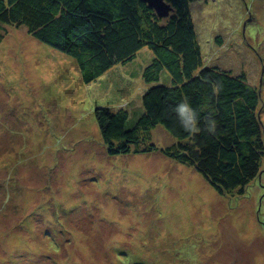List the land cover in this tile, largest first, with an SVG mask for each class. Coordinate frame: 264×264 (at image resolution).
Masks as SVG:
<instances>
[{"label": "rangeland", "instance_id": "374dc122", "mask_svg": "<svg viewBox=\"0 0 264 264\" xmlns=\"http://www.w3.org/2000/svg\"><path fill=\"white\" fill-rule=\"evenodd\" d=\"M190 10L206 63L259 90L264 131V0ZM1 35L0 264H264V159L243 195L221 196L160 151L108 155L95 111L128 103L132 127L149 48L86 84L72 57L26 27ZM147 141L174 138L157 126Z\"/></svg>", "mask_w": 264, "mask_h": 264}, {"label": "trees", "instance_id": "16d2710c", "mask_svg": "<svg viewBox=\"0 0 264 264\" xmlns=\"http://www.w3.org/2000/svg\"><path fill=\"white\" fill-rule=\"evenodd\" d=\"M166 1L173 12L160 18L143 0H0V41L5 26H24L37 41L72 57L86 84L149 48L152 62L140 72L147 88L132 127L128 103L95 111L108 155L130 154L133 146L134 153L160 151L195 168L219 195H243L264 159L260 92L247 75L206 63L190 10L196 0ZM215 41L222 45L220 38ZM217 82L219 93L213 91ZM185 98L199 116L201 131L195 135L183 130L174 113ZM210 113L215 133L205 127ZM157 126L174 138L168 147L146 146ZM116 258L122 263L121 251Z\"/></svg>", "mask_w": 264, "mask_h": 264}, {"label": "clouds", "instance_id": "9594fccd", "mask_svg": "<svg viewBox=\"0 0 264 264\" xmlns=\"http://www.w3.org/2000/svg\"><path fill=\"white\" fill-rule=\"evenodd\" d=\"M221 88V83L217 82L213 84V91L215 93H219ZM174 113L179 121L180 126L183 128L184 131L193 135L201 131V127L199 124V116L187 98L181 100L174 106ZM205 127L209 133L216 132V121L211 115V113L208 116Z\"/></svg>", "mask_w": 264, "mask_h": 264}, {"label": "water", "instance_id": "95a60500", "mask_svg": "<svg viewBox=\"0 0 264 264\" xmlns=\"http://www.w3.org/2000/svg\"><path fill=\"white\" fill-rule=\"evenodd\" d=\"M160 18H166L173 12L172 6L166 0H143Z\"/></svg>", "mask_w": 264, "mask_h": 264}, {"label": "crops", "instance_id": "0c3cea01", "mask_svg": "<svg viewBox=\"0 0 264 264\" xmlns=\"http://www.w3.org/2000/svg\"><path fill=\"white\" fill-rule=\"evenodd\" d=\"M144 50V49H143ZM141 52H143V51H141ZM141 52H139V54H141ZM138 54V55H139ZM137 59V56H136V58L134 59V60H132V62H134L135 60ZM132 62H129V63H132ZM127 64V63H126Z\"/></svg>", "mask_w": 264, "mask_h": 264}, {"label": "bare ground", "instance_id": "6f19581e", "mask_svg": "<svg viewBox=\"0 0 264 264\" xmlns=\"http://www.w3.org/2000/svg\"><path fill=\"white\" fill-rule=\"evenodd\" d=\"M32 46H34V45L32 44Z\"/></svg>", "mask_w": 264, "mask_h": 264}]
</instances>
